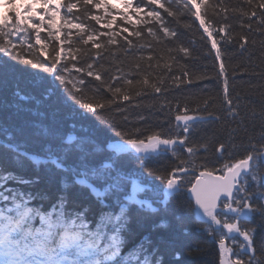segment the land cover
Here are the masks:
<instances>
[{"label": "trees", "instance_id": "trees-1", "mask_svg": "<svg viewBox=\"0 0 264 264\" xmlns=\"http://www.w3.org/2000/svg\"><path fill=\"white\" fill-rule=\"evenodd\" d=\"M13 2L23 12L20 5L25 2L31 3L32 0H13ZM210 2L219 4L221 0H210ZM69 3L77 4V8H74L71 14L67 13ZM137 3H140V0H133L134 5ZM105 4L107 9L104 6L96 9L89 5V16L103 17L102 24L115 17L112 29L102 28L101 25H95L94 21L86 18L82 0H49L47 8L34 4L33 11L38 15L32 23H39V15H43L45 19L41 29V41L45 45V53L55 55L53 49L59 51L61 45L55 39L57 31L61 39L71 31L73 46L81 47L75 40L77 30L69 29L66 21L79 23L83 20L85 24H92L103 32H120L122 27H128L130 32L134 29L140 30L141 37L129 36L133 41L131 48H128L123 40V36H127L128 33L118 36L119 46L114 45L110 49L115 55H109L104 51L101 53V58H97L93 49L87 55L79 56L77 61L68 62L63 59L64 54L61 53L62 63L68 62L70 68L73 63L76 67H85L86 63H93L95 68L101 71L102 79L124 88L128 86L124 84L123 79L111 81L109 78L131 71L133 75L127 78L136 80L141 79L143 74L151 73L150 82H155L157 76L164 80L162 85L164 91L154 93L148 88L144 94L136 96L135 91L139 90V86H136L131 89L130 101H119V111L113 105L111 110L104 112L107 123H96L83 119L76 108L72 107L70 102H65L62 96L48 95L45 92L51 82L50 76L42 81L41 78L22 71L29 66L15 59V52L9 56L0 51V66L6 70L0 74V176L12 174L15 177L6 184L0 180V195L20 194L23 201L27 202L28 208L41 214L51 212L53 218L55 212L59 211V209L54 211L53 206L63 197L65 221L80 213L87 231H95L101 216L119 212L124 194L130 191L131 180L141 182L146 188L141 196L157 199L152 189L160 186L161 182L146 175L144 166L136 159V154L132 152L120 154L124 160L123 173L130 177L125 182L126 187L121 191L120 199L109 196L101 202L87 189L74 183L75 177L71 173L43 165L36 167L30 161L17 159L8 145L19 144L21 151L40 156L46 144L47 130L51 129L58 140H67L71 136L75 144L80 138L87 137L94 144L98 143L102 151L96 154L93 162L99 165L105 162V157L108 155L116 158L108 144L111 141L125 139L124 136H117L116 132L128 133L133 138L139 137L145 141L149 135L157 132L165 138L183 135V122L176 121L175 117L184 114V109L187 108L188 115L202 118L190 122L186 146H193L196 149L195 154L189 157L184 151L185 146L177 145L175 155L171 151L161 153L154 156L147 167L157 174L167 175L173 168L180 166V160H195L197 166L194 169L190 168L185 174V187L177 199L170 200L166 205H156L158 209L156 212L140 211L138 207H132L127 226L120 232V255L127 259L128 254L135 250L140 254L141 259L144 255H148L150 264H156L157 261H160V264H219L218 240L216 242L212 240L205 231L207 225L201 223L194 214V203L187 189L191 186L189 181L193 182L194 176L204 170L199 165H204L213 173H223L224 164L234 163L243 158L250 149V141L259 147L261 121L253 120L250 111L254 108L259 112L261 105L264 104V29L257 30L260 10L257 9L258 16L252 18L250 30L247 27L246 17L231 12L232 7L249 10L245 0H223V4L229 7L227 23L231 25L229 34L233 39L228 43L214 33L213 38L218 40L221 60L224 63V72L221 73V60L216 59L215 50L211 48L206 34L201 35L203 29L199 27V21L194 16L186 13L181 18V24H189L190 28L181 27L171 17L165 16L167 26L178 31L179 40H175L156 32L158 25L154 22L145 23L147 17L142 14L138 18L132 14L131 9H127V12L132 15V22L122 20L121 14L125 12L122 0H105ZM112 5L115 7L113 8ZM141 7H144V4H141ZM147 10L145 8V11ZM6 13L13 15L9 0H2L0 16ZM27 14L32 15L31 12ZM75 17H80L81 20ZM49 19L53 20L51 36L47 24ZM219 23L220 21L217 20V27ZM241 23L244 24L243 27ZM148 27H152L156 32L155 38L148 34ZM242 35L248 39L244 48L240 47V44L244 43L240 39ZM13 39L22 55L33 59L40 56L41 47L36 45L35 33L31 29L28 33H21L19 40ZM105 41V37L100 40L101 43ZM28 44H31L32 48H28ZM181 44L189 49V56L175 51ZM85 47L90 48V45ZM168 49H173L171 57L174 59L170 58ZM65 51H67V43H65ZM149 57L152 59L149 60ZM40 58L43 59V56ZM137 62L141 65V75L135 74L134 64ZM100 65H103V68H99ZM166 65L168 67H165ZM120 68L123 69V73L117 71ZM81 75L83 74L74 70L71 73V77L74 78H79ZM84 78L89 82L88 89L99 85V82L92 77L84 76ZM225 78L228 80L229 98L236 102V98L240 97L238 109L240 115L236 119L228 114L224 100ZM110 95L106 87L101 88L99 96ZM125 116L127 120L124 119ZM220 144H224L225 148L217 151ZM67 164H73L71 155ZM261 170L264 171V167ZM20 180L31 183H20ZM248 191L264 192V187L258 188L255 182H250ZM6 203L11 207V202L0 199V209H3ZM31 224L33 228H40L42 226L40 216L34 215ZM245 226L255 229L254 247L259 257L261 240L264 239V217L257 215ZM112 234V226L109 225L104 230L102 246L109 242L108 237ZM238 242H242V237H238ZM226 245L231 247L234 253L241 251L236 244H232L231 240L226 239ZM230 258L235 259V256Z\"/></svg>", "mask_w": 264, "mask_h": 264}, {"label": "snow or ice", "instance_id": "snow-or-ice-1", "mask_svg": "<svg viewBox=\"0 0 264 264\" xmlns=\"http://www.w3.org/2000/svg\"><path fill=\"white\" fill-rule=\"evenodd\" d=\"M125 12L121 14V19L125 22H132V15H129L127 9L132 10V14L140 18L143 14L147 17L145 23L154 22L158 25L156 32L162 33L164 37H171L179 40V34L176 29L167 26L165 16L171 17L177 25L184 28H190L189 24H181V18L187 13L194 16L199 21V27L203 29L202 36L206 34L211 43V48L215 50L216 59L221 60V49L218 46V40L213 38L214 33L220 36V39L230 43L233 37L229 34L231 25L227 23L229 7L223 4V0L219 4L212 3L210 0H140V3L133 4V0H122ZM49 0H32L31 3H22L21 12L13 2L9 0V7L12 9L13 15L7 13L0 16V51L5 52L9 56L15 52V59H18L23 65L29 66L23 68L22 71L29 72L34 77L41 80H47L51 77V82L45 89L48 95H59L63 97L65 102H70L71 106L76 108L81 117L86 120H92L96 123H107L104 112L111 110L113 105L120 110L119 101H130L132 92L136 86L139 90L135 91L136 96L144 94L145 90L150 88L154 93L164 91L162 87L164 80L157 76L155 82H150L151 73L143 74L141 79H131L128 76L133 75L131 71L123 73V69H117L123 75H114L109 79L111 81H124L127 88L116 86L115 83H108L102 79V73L95 68L93 63H86L85 67H76L73 63L69 67L71 61H77L79 56L87 55L91 50H95L97 58H101V53L107 51L109 55H115L111 52V46H119L117 37L122 33H128L123 36L125 45L128 48L133 46V41L129 36L141 37L140 30L129 31L128 27H122L120 32H103L99 31L92 24H85L81 20L79 23H71L66 21L69 29H76L75 40L81 47L73 46L72 32L69 31L64 39H61L59 31L55 35L56 41L61 47L55 55L45 53V45L41 41V29L45 23L43 15H39V23H32L37 18L38 13L33 11L34 4H40L41 7L47 8ZM249 10L244 8L232 7L231 12L240 17L248 19L247 27L251 30L252 18L258 16V29H264V0H245ZM144 4V7H141ZM89 5L99 9L104 6L107 9L105 0H82L84 15L90 21H94L95 25H101L102 28L112 29L115 17L111 21L104 24L101 23L103 17L99 15H90ZM114 8L115 5H112ZM77 8L76 3L67 5V13L71 14L73 9ZM145 8L148 10L145 11ZM164 15H162V12ZM31 12L32 15L27 13ZM223 14V15H221ZM55 15V13H54ZM207 17V19H206ZM215 18V19H214ZM219 20V26L216 21ZM49 27V35H52L51 28L53 20L47 21ZM244 24L241 23V27ZM29 29L35 33V43L40 45V56L35 59L28 58L21 54L18 45L14 39L19 40L21 33H28ZM150 36L156 37V32L152 27L147 28ZM106 38L104 43L100 40ZM240 39L244 43L240 44L244 48L248 43L246 36ZM23 44V41L20 40ZM65 43H67V51H65ZM253 43H255L253 41ZM87 48L85 46H89ZM143 47V45L141 46ZM28 48H32L28 44ZM168 53L173 49H168ZM176 52L183 53L185 56L190 55V51L182 44L176 49ZM61 53L64 54L63 59L68 62L62 63ZM149 60L152 57L148 58ZM151 67V65H149ZM165 67H168L167 65ZM99 68H103L100 65ZM135 74L141 75V65L137 62L134 64ZM36 71L33 72L32 70ZM73 70L76 73H82L79 78L71 77ZM221 73L224 72V63H220ZM6 70L0 66V74ZM187 75V73H185ZM84 76L92 77L99 85L88 89V81ZM58 82V83H57ZM102 87H106L110 96H99ZM87 89V91H86ZM224 100L227 105V111L233 119H236L240 113V97L234 102L229 98L228 80H224ZM78 106V107H77ZM188 109H184V114L176 115L175 120L183 122V135H176L165 138L161 133L157 132L141 139L133 138L128 133L116 132L117 136H124L125 139L112 146V155L105 157V162L95 164L93 161L98 152L102 149L98 143L94 144L87 137H82L73 144V137L69 136L67 140L57 139V135L48 129L46 144L40 156H34L27 151H21L19 144H9V149L16 154L17 159L30 161L32 165L39 167L41 165L52 167L55 170L71 173L75 179L74 183L87 189L94 195L97 200L103 201L106 197L112 196L117 200L120 199L121 191L126 187L125 182L130 179L123 173L124 160L120 157L121 153L134 151L137 154L136 159L144 166L147 176H152L161 182L160 186L153 187V194L157 199L149 196H141L145 193L146 188L141 182L131 180V188L129 192L124 194V200L119 205V212L114 214H105L101 216L97 223L95 231H87V226L83 221V216L76 213L65 221L64 199L63 197L53 206L55 218L51 212L41 214L34 209L27 207V202L23 201L20 194L9 193L8 195H0V199L5 202H11V207L5 204L0 209V264H150L148 255L140 258L137 251L128 254L127 259L121 257L120 232L126 228L129 221V213L133 206L138 210L145 212H156V205H166L170 200L177 199L185 187V174L190 168H195L196 161L189 159L187 161L180 160V166L175 167L167 175L157 174L153 169L148 168L147 164L151 162L154 156L161 153L172 152L176 154V147L185 146L184 151L189 157L195 154L196 149L193 146H186L188 141V133L190 132V122L202 119L199 116L188 115ZM253 120L261 121L259 127L261 133L259 136V147L250 141V149L243 158L236 160L234 163L224 164L223 175H214L204 165H199L204 170L199 171V175L194 176V182L189 181L191 186L187 189L191 199L194 202L193 212L199 217L201 223L207 225L205 231L214 242L218 240L220 251V264H264V239L261 240V254L256 255L257 249L254 247L255 229L248 228L245 225L252 221L255 216L264 217V192L257 191L251 193L248 191V184L255 182L259 187H264V104L261 105L259 112L254 108L250 111ZM127 120V116L124 117ZM43 135V134H42ZM225 145L220 144L217 151L224 149ZM73 157V164L68 165V157ZM250 178V179H249ZM15 179L12 174L0 176L5 184ZM20 183H31V181L20 180ZM99 185V186H98ZM259 201V203H256ZM34 215H39L41 220L40 228H33L31 221ZM79 221V223H77ZM112 226L113 234L108 237V243L101 245L104 239V230L108 226ZM238 237H242V242H238ZM226 239L231 240L232 244H236L241 251L233 252V249L226 246ZM141 251H143L141 249ZM251 254V255H250ZM235 256V259L229 258ZM244 257H247L245 259ZM156 264H160L157 261Z\"/></svg>", "mask_w": 264, "mask_h": 264}, {"label": "rangeland", "instance_id": "rangeland-1", "mask_svg": "<svg viewBox=\"0 0 264 264\" xmlns=\"http://www.w3.org/2000/svg\"><path fill=\"white\" fill-rule=\"evenodd\" d=\"M122 140H118V141H116V142H111V143H109V147H112L114 144H116V143H118V142H121ZM132 152H134V151H132ZM135 153V152H134Z\"/></svg>", "mask_w": 264, "mask_h": 264}, {"label": "water", "instance_id": "water-1", "mask_svg": "<svg viewBox=\"0 0 264 264\" xmlns=\"http://www.w3.org/2000/svg\"><path fill=\"white\" fill-rule=\"evenodd\" d=\"M214 175H216V174H214Z\"/></svg>", "mask_w": 264, "mask_h": 264}]
</instances>
